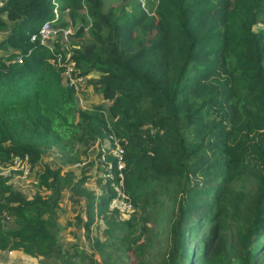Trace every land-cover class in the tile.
Wrapping results in <instances>:
<instances>
[{
    "label": "trees",
    "instance_id": "trees-1",
    "mask_svg": "<svg viewBox=\"0 0 264 264\" xmlns=\"http://www.w3.org/2000/svg\"><path fill=\"white\" fill-rule=\"evenodd\" d=\"M153 2L0 0V164L27 153L37 188L26 196L0 175L5 256L264 264V0ZM44 20L72 26L73 69L106 104L76 105L62 81L60 41L30 39ZM108 132L123 148L126 212L108 208L101 165L96 193L85 185L88 167L41 159L54 148L74 164L85 154L74 143ZM64 191L82 200L75 218L85 243L60 242ZM102 218L100 236L92 228Z\"/></svg>",
    "mask_w": 264,
    "mask_h": 264
},
{
    "label": "rangeland",
    "instance_id": "rangeland-1",
    "mask_svg": "<svg viewBox=\"0 0 264 264\" xmlns=\"http://www.w3.org/2000/svg\"><path fill=\"white\" fill-rule=\"evenodd\" d=\"M154 0H139L144 7L151 8L153 6ZM75 26V25H74ZM260 26V25H259ZM257 27V26H255ZM73 32L72 26H70ZM52 30L51 36L49 37L46 43H53L54 41H60L61 33L55 28L50 26ZM5 31L0 30V36L3 35ZM72 36V34H71ZM70 36V37H71ZM72 97L74 98L76 105H80L84 107H90L92 104L102 103L106 104L107 102L102 100L98 97L97 94L94 93L93 89L90 86H86L84 84L80 85L79 91L77 93L72 91ZM74 148L76 151L85 150V154H80L79 161L75 162L74 164H68L67 161L62 157V153L51 148L50 150L46 151L41 159L46 163L52 166H61L62 169L72 168L77 172L80 171V165L83 164L84 167H88L86 172L87 182L85 183L86 186L90 187L94 192H99L100 189L95 183V175H96V152L98 149L97 144L89 143L84 145H78L74 143ZM91 163V167L89 164ZM35 170L32 168L29 175L27 177H21L17 173H11V177L9 179L10 184L13 186L14 189L22 192L26 196H30L33 191H36L37 188L34 185V178L33 172ZM95 173V174H94ZM39 191L42 189L38 188ZM63 200L60 203V210H59V219L61 221L62 229L60 231V242L64 245H68L71 241H75L77 243H85L83 232L79 227V223L77 222L75 215L76 212L80 211L82 206V200L78 199V202H73L69 198L68 191H64L63 193ZM126 214H121V217H125ZM96 226L93 227L92 233H96L101 236L100 231L106 224L105 220L102 218L97 219L95 221ZM97 257V253H95ZM132 258H127V262H132ZM0 264H41L37 261V258L28 256L21 251H10L6 254V256L0 253Z\"/></svg>",
    "mask_w": 264,
    "mask_h": 264
},
{
    "label": "built area",
    "instance_id": "built-area-1",
    "mask_svg": "<svg viewBox=\"0 0 264 264\" xmlns=\"http://www.w3.org/2000/svg\"><path fill=\"white\" fill-rule=\"evenodd\" d=\"M50 26L49 22L44 20L39 25L37 31L31 33L30 39H38L39 42L46 43L52 33ZM58 31L61 33L59 39L60 54L64 58L62 81L65 86L77 93L80 85L84 84L85 76L74 71L72 60L69 58V38L72 34V29L70 26H67L65 28H60ZM50 49L53 50V47L50 46ZM18 59L20 60L19 57ZM59 60L60 57H58V61ZM94 142L98 146L96 154H99V156L96 157V166H102V168L97 171V174L103 179H108L111 187V195L107 201V206L112 210L126 212L131 209L132 205L124 189L123 148L119 143L118 137L114 133L108 132L100 140L96 139ZM31 168L27 153H10L8 162L0 164V175L17 173L21 177H27Z\"/></svg>",
    "mask_w": 264,
    "mask_h": 264
},
{
    "label": "crops",
    "instance_id": "crops-1",
    "mask_svg": "<svg viewBox=\"0 0 264 264\" xmlns=\"http://www.w3.org/2000/svg\"><path fill=\"white\" fill-rule=\"evenodd\" d=\"M11 251H17V250H11ZM18 251H20V250H18ZM10 251H8V253H9Z\"/></svg>",
    "mask_w": 264,
    "mask_h": 264
},
{
    "label": "clouds",
    "instance_id": "clouds-1",
    "mask_svg": "<svg viewBox=\"0 0 264 264\" xmlns=\"http://www.w3.org/2000/svg\"><path fill=\"white\" fill-rule=\"evenodd\" d=\"M54 12H55V10H54ZM42 22H43V21H42ZM42 22H41V23H42ZM57 41H58V40H57ZM50 44L52 45V43H50Z\"/></svg>",
    "mask_w": 264,
    "mask_h": 264
}]
</instances>
